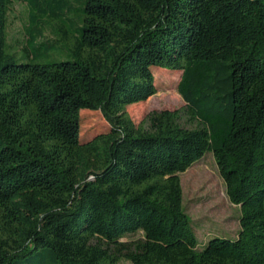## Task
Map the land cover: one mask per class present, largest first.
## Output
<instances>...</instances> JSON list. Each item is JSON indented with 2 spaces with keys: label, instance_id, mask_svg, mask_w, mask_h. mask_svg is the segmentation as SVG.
<instances>
[{
  "label": "trees",
  "instance_id": "obj_1",
  "mask_svg": "<svg viewBox=\"0 0 264 264\" xmlns=\"http://www.w3.org/2000/svg\"><path fill=\"white\" fill-rule=\"evenodd\" d=\"M20 1L28 58L69 60L17 64L0 0V264H264V0H80L75 29L70 0ZM152 69L184 107L135 125ZM83 110L108 131L81 142ZM206 154L239 231L198 247L179 175Z\"/></svg>",
  "mask_w": 264,
  "mask_h": 264
},
{
  "label": "rangeland",
  "instance_id": "obj_2",
  "mask_svg": "<svg viewBox=\"0 0 264 264\" xmlns=\"http://www.w3.org/2000/svg\"><path fill=\"white\" fill-rule=\"evenodd\" d=\"M72 11L69 15L71 27L78 25L80 0H70ZM29 9L20 0H10L7 13L6 33L9 53L17 64L68 61L67 57L52 56L49 60L28 58L23 48L26 46ZM69 27V28H71ZM72 32V31H71ZM53 41L54 36L48 27H43V39ZM156 93L145 102L126 108L132 122L137 125L151 112L177 111L184 104L177 94L180 73L164 69H152ZM80 140L87 142L95 136L108 131L109 126L99 112L83 110L80 112ZM182 189V209L191 223L197 238L198 247L209 240L221 238L234 240L239 231V208L232 205L226 196L225 185L219 175L217 165L210 154H206L198 163L179 175ZM134 238H137L135 236ZM119 264H130L121 261Z\"/></svg>",
  "mask_w": 264,
  "mask_h": 264
}]
</instances>
